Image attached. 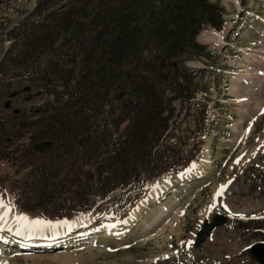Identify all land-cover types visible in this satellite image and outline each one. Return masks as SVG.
Listing matches in <instances>:
<instances>
[{
    "label": "rangeland",
    "instance_id": "rangeland-1",
    "mask_svg": "<svg viewBox=\"0 0 264 264\" xmlns=\"http://www.w3.org/2000/svg\"><path fill=\"white\" fill-rule=\"evenodd\" d=\"M39 1L0 0V194L30 219L88 221H80L83 227L78 225L65 237L14 235V246L0 241V264H259L249 249L264 241V0H211L225 7V25L220 31L203 30L214 33L212 41L199 34L196 41L206 48L180 59L186 70L199 71L196 98L184 107L182 99L175 101V121L163 145L170 147L165 155H175L176 160L162 175L126 188L95 190L97 173L92 170L101 163L99 151L86 160L71 152L54 161L57 175L48 171L50 179L62 186L48 188L41 198L16 186L35 166L58 155L57 142L44 153L35 150L40 138L52 141L53 136L37 135L32 121L37 123L43 113L60 107L56 97L66 81L61 71L72 68L76 75L80 56L73 62L54 61L50 40L21 55L28 34L44 16L73 0H46L43 5ZM94 1L86 10L89 17ZM34 63L40 69L58 66L56 74L49 73L48 87L43 81L25 79L28 64ZM96 124L92 132L98 131ZM74 163L92 165L89 197L102 192L90 207L74 206L69 202L77 201L74 198H57L63 190L70 194V178L77 171ZM108 175L105 169L103 181ZM165 182L173 185L170 193L160 200L151 198L152 190ZM143 201L147 204L136 217ZM212 204L215 207L209 210ZM57 213L67 215L52 216ZM217 213L226 214L227 222L206 228ZM201 229L208 235L200 238Z\"/></svg>",
    "mask_w": 264,
    "mask_h": 264
},
{
    "label": "trees",
    "instance_id": "trees-1",
    "mask_svg": "<svg viewBox=\"0 0 264 264\" xmlns=\"http://www.w3.org/2000/svg\"><path fill=\"white\" fill-rule=\"evenodd\" d=\"M44 2L39 1L41 5ZM94 2L91 17V13L86 14L90 0H73L48 12L44 22L28 34L21 54L32 51L39 42L50 40L54 61L73 62L80 56L76 75L72 68L61 71L66 81L56 97L60 107L56 105L53 113H43L39 122L32 121L37 135L52 133L53 146L58 144L55 159L35 166L16 185L19 191H28L39 198L46 195L48 188L62 186L50 179L48 171L57 175L54 161L65 159L71 152L76 159L86 160L99 151L101 163L92 170L97 173L95 190L106 186L111 191L126 188L141 179L162 175L168 164L176 160L175 155H165L170 147L163 145L175 121V101L182 99L180 105L184 107L196 98L195 78L199 71L186 70L180 59L206 48L196 41L202 30L220 31L225 25L226 9L219 1ZM58 39L61 40L56 44ZM29 68L37 73L35 63L28 64ZM57 68L51 64L38 74L42 79L50 78L49 73L56 74ZM96 121L98 131L92 132ZM158 147L162 149L159 151ZM27 162L25 159L23 163ZM91 166L74 163L77 171L70 178V194L63 190L57 198L61 201L74 198L77 201L69 200L74 206H92L102 192L89 197L93 189L90 180L94 177ZM105 169L109 175L103 181ZM81 188L85 192L80 193Z\"/></svg>",
    "mask_w": 264,
    "mask_h": 264
},
{
    "label": "snow or ice",
    "instance_id": "snow-or-ice-1",
    "mask_svg": "<svg viewBox=\"0 0 264 264\" xmlns=\"http://www.w3.org/2000/svg\"><path fill=\"white\" fill-rule=\"evenodd\" d=\"M239 162L240 160L238 159L236 163ZM223 187L225 186H222L221 191L223 190ZM219 194L220 193H218V195ZM214 207L215 204L210 205L209 210ZM61 223L62 222H57L53 224L42 218L30 219L26 214L16 212L14 203H12L11 200H5L4 195L0 194V233L7 232L15 236H23L25 233L32 235L37 232H42L44 228H56ZM112 227H115V225H112ZM0 241L8 243V240L4 235H0Z\"/></svg>",
    "mask_w": 264,
    "mask_h": 264
},
{
    "label": "bare ground",
    "instance_id": "bare-ground-1",
    "mask_svg": "<svg viewBox=\"0 0 264 264\" xmlns=\"http://www.w3.org/2000/svg\"><path fill=\"white\" fill-rule=\"evenodd\" d=\"M204 31H214V30H204ZM204 31H202L199 35V37L201 36L202 39H205V40H210L212 39L214 33L213 32H205L203 33ZM203 33V34H202ZM218 33V32H217ZM243 97V96H242ZM240 98V97H239ZM207 155V154H206ZM207 159V158H206ZM203 165V164H201ZM204 167V166H203ZM207 167V166H206ZM200 168V167H199ZM197 169V168H196ZM202 170V169H201ZM204 170V169H203ZM199 171V170H198ZM197 171V172H198ZM201 176V175H200ZM183 178V177H182ZM187 182V181H186ZM166 184L164 186H159L157 187L156 189L152 190L151 192V195L150 197L154 198V199H159V198H162V196H164L165 194L167 195L168 193H170V188L173 186V185H170L169 182H165ZM178 186V185H177ZM175 187V186H174ZM173 188V187H172ZM174 191V189H173ZM160 200V199H159ZM149 201V200H148ZM146 202H140L139 205H138V210H136V212H138L136 214V217L140 216L141 214V211L144 209V207L146 206ZM155 219V218H154ZM157 220V219H156ZM84 222V221H88L87 218H76L74 220H68V221H61L62 223L56 227V228H44L42 232H37L35 234H32L30 237H33L35 239H47L49 237H52V236H55V237H65V236H68V235H72V231H74V229H77L78 225L79 226H82L81 222ZM80 222V223H79ZM53 224L57 223V222H52ZM10 224H11V221H10ZM13 227H15L14 225H12ZM83 227V226H82ZM0 235H4L7 240H8V244L9 246H14L16 245V242H17V239H14L12 234H9L7 232H4V233H0ZM28 233H25V235L23 236H27ZM71 239V238H70ZM10 240H13V241H10ZM68 240V239H66ZM74 241V240H73ZM41 242V241H40ZM13 243V244H12ZM6 245V246H7ZM22 246H24V243L21 244ZM23 248V247H22ZM4 251V250H3ZM7 249L4 251V254L6 255L7 254ZM8 256V255H6ZM13 259V258H12Z\"/></svg>",
    "mask_w": 264,
    "mask_h": 264
},
{
    "label": "water",
    "instance_id": "water-1",
    "mask_svg": "<svg viewBox=\"0 0 264 264\" xmlns=\"http://www.w3.org/2000/svg\"><path fill=\"white\" fill-rule=\"evenodd\" d=\"M6 106L9 107L10 106L9 103H7ZM51 145H52L51 141H45V142H42L36 145V149L38 151H45ZM227 220H228L227 215L217 213L209 223H206L205 227L214 229L217 226H221L225 224ZM208 233H209L208 230L201 229L198 235L200 238H203L204 236L208 235ZM250 253L253 256V258L256 259L260 264H264V242L263 241L253 243L250 248Z\"/></svg>",
    "mask_w": 264,
    "mask_h": 264
},
{
    "label": "flooded vegetation",
    "instance_id": "flooded-vegetation-1",
    "mask_svg": "<svg viewBox=\"0 0 264 264\" xmlns=\"http://www.w3.org/2000/svg\"><path fill=\"white\" fill-rule=\"evenodd\" d=\"M26 69H27V71H25V73H24L25 79H36V80H40V82L43 81V83H46V85L48 87V85L50 84V79H48V77L45 78V79H42L41 75L38 74V73H40L42 71V69L35 68L37 73H33L32 72V70H33L32 68L28 69V67H27ZM15 97H16V95L13 96V98H15ZM7 103H9V105H11L10 101H7ZM9 107H7V108H9Z\"/></svg>",
    "mask_w": 264,
    "mask_h": 264
},
{
    "label": "crops",
    "instance_id": "crops-1",
    "mask_svg": "<svg viewBox=\"0 0 264 264\" xmlns=\"http://www.w3.org/2000/svg\"><path fill=\"white\" fill-rule=\"evenodd\" d=\"M210 41H212V40H210ZM210 41H207V42H210ZM206 42V41H205Z\"/></svg>",
    "mask_w": 264,
    "mask_h": 264
}]
</instances>
